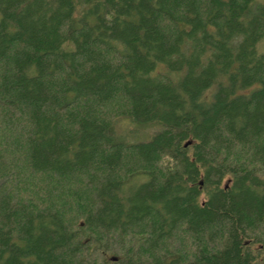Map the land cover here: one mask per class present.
Instances as JSON below:
<instances>
[{"label":"trees","instance_id":"obj_1","mask_svg":"<svg viewBox=\"0 0 264 264\" xmlns=\"http://www.w3.org/2000/svg\"><path fill=\"white\" fill-rule=\"evenodd\" d=\"M263 41L264 0H0V264H264Z\"/></svg>","mask_w":264,"mask_h":264},{"label":"rangeland","instance_id":"obj_2","mask_svg":"<svg viewBox=\"0 0 264 264\" xmlns=\"http://www.w3.org/2000/svg\"><path fill=\"white\" fill-rule=\"evenodd\" d=\"M262 46H261V50L264 51V41L262 42ZM126 121H122L120 122L117 126H116V131H117V135H121L122 138L125 137H130V140H134V141H138V140H143L144 139V133L142 132H137L131 129H135L136 127H132L130 126V124L126 125ZM130 130V131H129ZM11 188V186H10ZM12 188H13V183H12Z\"/></svg>","mask_w":264,"mask_h":264}]
</instances>
